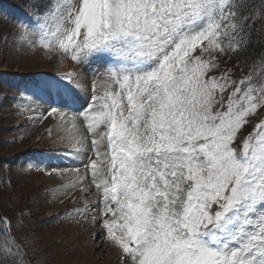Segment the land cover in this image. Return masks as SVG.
<instances>
[{"label":"snow or ice","instance_id":"obj_1","mask_svg":"<svg viewBox=\"0 0 264 264\" xmlns=\"http://www.w3.org/2000/svg\"><path fill=\"white\" fill-rule=\"evenodd\" d=\"M21 4L8 17L20 47L105 62L83 110H72L83 87L72 73L36 82L29 99L49 105L76 153L89 148L84 129L92 137L85 167L122 264H264V119L241 139L264 112V56L240 77L221 70L264 24V0ZM71 171L68 187L83 186ZM13 231L0 217V264H25Z\"/></svg>","mask_w":264,"mask_h":264},{"label":"rangeland","instance_id":"obj_2","mask_svg":"<svg viewBox=\"0 0 264 264\" xmlns=\"http://www.w3.org/2000/svg\"><path fill=\"white\" fill-rule=\"evenodd\" d=\"M22 9L21 0H0V72L17 88L0 83V206L13 220L25 264H122L119 248L106 238L103 204L85 167L95 159L92 137L84 129L89 148L76 153L58 140L63 132L59 118L47 116L49 105L29 99L36 82L72 73L83 85L75 90L72 110H83L91 102L93 81L96 91L103 90L105 62L77 64L58 52L20 47L15 21L8 17L21 16ZM72 169L79 170L83 186L68 187L77 176ZM18 222L24 227L17 232Z\"/></svg>","mask_w":264,"mask_h":264},{"label":"trees","instance_id":"obj_3","mask_svg":"<svg viewBox=\"0 0 264 264\" xmlns=\"http://www.w3.org/2000/svg\"><path fill=\"white\" fill-rule=\"evenodd\" d=\"M10 2V1H9ZM256 3H259V0H256ZM5 21V20H4ZM264 56V24L257 23L252 30L251 33V42L248 47L238 54H229L222 57L221 60V69H225L226 67L223 66L224 63L231 64L227 67V69H232L233 74L236 77H240L242 72L247 73L249 71L250 65L256 60L257 57ZM6 81L3 78L2 73L0 72V83ZM5 86V85H3ZM262 113L260 112L259 115L253 116L251 119L253 123L247 125L244 129V132L241 134V139L243 135L252 131L254 124L259 122L262 118ZM2 170V167L0 168ZM0 213L4 214L8 217L9 220L12 221L13 227V220L11 217L2 209L0 206Z\"/></svg>","mask_w":264,"mask_h":264}]
</instances>
